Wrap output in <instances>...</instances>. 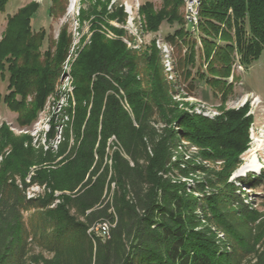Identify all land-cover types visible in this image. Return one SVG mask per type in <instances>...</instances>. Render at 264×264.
Wrapping results in <instances>:
<instances>
[{"label": "trees", "instance_id": "trees-1", "mask_svg": "<svg viewBox=\"0 0 264 264\" xmlns=\"http://www.w3.org/2000/svg\"><path fill=\"white\" fill-rule=\"evenodd\" d=\"M59 1L52 18L64 11ZM160 1H142L146 31L177 24L168 41L187 51L172 70L191 81L196 57L204 59L200 78L226 101L234 66L250 67L264 51V0H200L202 49L186 29L185 0ZM38 5L11 16L0 40V72L7 63L10 73L4 101L21 125L33 123L63 93L70 63L74 102L59 118L56 148L53 122L46 149L18 146L0 162V264H264V214L242 190L257 191L264 176L231 181L250 144L249 105L215 118L191 110L155 40L135 49L95 32L75 57L66 25L42 51L46 32L31 28ZM34 184L45 188L28 198ZM104 222L108 234L96 229Z\"/></svg>", "mask_w": 264, "mask_h": 264}, {"label": "rangeland", "instance_id": "rangeland-1", "mask_svg": "<svg viewBox=\"0 0 264 264\" xmlns=\"http://www.w3.org/2000/svg\"><path fill=\"white\" fill-rule=\"evenodd\" d=\"M142 1H153L157 6L161 5L160 0H60L61 8L64 11L58 18H52L49 15V8L52 0H9L6 9L0 11V40L2 39L8 20L15 15L19 9L31 2H37L38 9L31 18V28L33 31L45 30L46 37L43 41L41 50H47L52 41L58 39L63 26L67 25L69 32L73 34L74 43L72 47L76 51L81 52L92 41V36L98 32L105 36L108 40H122L130 48L132 46L150 45L152 41H156L157 47L164 54V63L168 71L172 72L169 78L179 74L183 83V92L187 94L185 99L191 110L198 114L215 118L228 109H239L249 105V113L254 117V122L250 127V144L249 148L242 155L244 162L254 158L256 163L262 164V168L258 171L248 170L238 173V169L232 174L231 181L236 182V178L247 174L253 177L264 176V51L252 66L245 67L241 65L234 66L233 76L229 79L232 82V91L230 97L223 100L222 94H216L204 80L200 78L201 72L207 71V62L204 59L196 57L197 66L192 69L193 78L191 81L185 80L181 69L172 70V60H176L180 55L184 54L187 49L171 45L168 36L175 33L178 29L177 24H169L164 22L159 32H147L144 25L143 15L142 21H128V13L124 10V4L132 5L135 8ZM188 3V2H187ZM184 6V12H186ZM106 7V12L103 10ZM84 11V13H83ZM122 11V15H121ZM141 13V9H140ZM115 15L114 18L110 15ZM136 15V14H135ZM84 17V19H83ZM101 18L99 21L98 19ZM186 20V29L193 38H197V48L202 49L201 41L198 34H194L190 27V21ZM128 43H127V42ZM178 56V57H177ZM173 58V59H172ZM6 68L0 72V162L13 156L16 147H22L20 150L26 152L36 151L39 143L44 142L45 134L48 132L52 113V105H49V98L45 106L39 111L38 116L33 123L21 125L18 121L17 113L12 112L4 101V97L9 93L10 73ZM200 67L202 69H200ZM172 70V71H171ZM190 82V83H189ZM70 83L67 87L70 88ZM178 98V97H177ZM60 105L66 106V100L59 101ZM51 106V108H50ZM189 107V108H190ZM222 108V109H221ZM55 122V120H54ZM8 131L1 134L3 127ZM114 141H111L113 145ZM36 166H32L31 170L36 171ZM246 192V202H254L264 214V186L257 189L242 188ZM98 232L104 234L101 229Z\"/></svg>", "mask_w": 264, "mask_h": 264}, {"label": "built area", "instance_id": "built-area-1", "mask_svg": "<svg viewBox=\"0 0 264 264\" xmlns=\"http://www.w3.org/2000/svg\"><path fill=\"white\" fill-rule=\"evenodd\" d=\"M188 2V3H187ZM199 3H200V0H185V4H187L186 6V12H185V18H188V20L190 21V27L191 28H194L193 31H194V34H198V7H199ZM140 9H141V6H140V3L137 4L136 8H135V13H134V8L132 7V5H128L127 3L124 4V10L126 13H128V21H133L135 20H141L142 21V17H141V13H140ZM136 14V15H135ZM73 40H74V37H73ZM127 42V41H126ZM74 43V41H73ZM128 43V42H127ZM141 46H132L130 48H140ZM71 52L74 53V56L77 57L78 54H79V49L78 51H76V49L74 48V46L71 48ZM74 59L71 60V62H73ZM70 67H71V64L68 63L66 65V73H65V76H64V85H63V93L61 94H58V96H51L49 97V105H52V116H51V120H50V125H49V128H48V132L45 134V138H44V142L43 143H39L44 145L45 146V149L48 147V134L52 131V127H53V122L55 120V128L57 130V134H56V138L52 141L54 143V147L56 148L58 146V144L61 142L62 140V123L61 121H59V118L63 112V109L66 108V107H69L70 106V100H72L74 102V95H73V92H74V83H73V78L70 74ZM68 83H70V88L67 87ZM63 100H66V106H63L60 105L59 101H63ZM123 105L124 107L130 111V107H129V104L127 103V100L124 99L123 100ZM73 106H74V103H73ZM51 108V106H50ZM65 120H68L67 118H65ZM111 141H115V137H112L110 138V142ZM184 144H186V142L184 141L183 142ZM194 149L196 147H193ZM34 175V171L31 170V173L28 175L27 177V182H31V178L32 176ZM44 186H40L38 184H34L32 185L31 187H29L27 189V197L28 198H32V197H35L38 193L42 192L44 190ZM110 224L107 223V222H104V223H101V224H98V226L96 227V229L98 230L99 228L103 229L104 230V233L105 234H108V231L110 229Z\"/></svg>", "mask_w": 264, "mask_h": 264}, {"label": "bare ground", "instance_id": "bare-ground-1", "mask_svg": "<svg viewBox=\"0 0 264 264\" xmlns=\"http://www.w3.org/2000/svg\"><path fill=\"white\" fill-rule=\"evenodd\" d=\"M262 164H259L258 162L256 163V160L252 158L251 160H248L247 162H244V165L238 169V173H243L248 170H253V171H258L260 168H262Z\"/></svg>", "mask_w": 264, "mask_h": 264}]
</instances>
